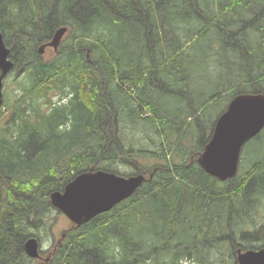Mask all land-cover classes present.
Here are the masks:
<instances>
[{
    "label": "trees",
    "instance_id": "1",
    "mask_svg": "<svg viewBox=\"0 0 264 264\" xmlns=\"http://www.w3.org/2000/svg\"><path fill=\"white\" fill-rule=\"evenodd\" d=\"M60 27L46 61L39 49ZM0 31L18 89L0 108V264H39L25 242L57 210L52 192L89 171L146 175L120 166L147 157L165 165L73 224L48 264H239L238 250L264 248V130L233 179L198 164L229 102L264 94V0H0ZM138 124L156 150L125 146Z\"/></svg>",
    "mask_w": 264,
    "mask_h": 264
},
{
    "label": "water",
    "instance_id": "2",
    "mask_svg": "<svg viewBox=\"0 0 264 264\" xmlns=\"http://www.w3.org/2000/svg\"><path fill=\"white\" fill-rule=\"evenodd\" d=\"M67 32V27L56 29L51 40L40 47L39 53L42 55L48 47L57 51ZM10 53L0 32V108L4 103V81L15 67ZM263 130L264 94L235 96L216 120L212 137L198 159L200 167L219 181L233 179L239 170L243 147ZM152 177L148 179L143 174L121 176L103 170L84 172L63 191L52 192L50 200L52 206L72 223L82 226L132 197ZM25 251L31 259L41 258L39 240L29 238L25 242ZM237 261L239 264H264V248L238 250Z\"/></svg>",
    "mask_w": 264,
    "mask_h": 264
},
{
    "label": "rangeland",
    "instance_id": "3",
    "mask_svg": "<svg viewBox=\"0 0 264 264\" xmlns=\"http://www.w3.org/2000/svg\"><path fill=\"white\" fill-rule=\"evenodd\" d=\"M252 20H254V18H252ZM249 23H250V25H248L249 26L248 31L252 32L255 29H259V27L253 26L254 25L253 22H249ZM255 23L258 24V22H255ZM67 40H68V38L66 37L65 42ZM254 43L256 44L255 41H254ZM254 46L255 45L252 44L253 48H254ZM42 55H43L44 60H46V61H50L55 57L54 53H53V49H48ZM10 76L5 81V87H4V94L7 96L8 95L11 96V93L13 91H14V93H18V91H17L18 89H17V87L13 81L15 79L14 78L15 75H10ZM22 77H23V75H20V77L18 76V78H22ZM124 90L126 92L131 91V89H128V87H125ZM155 91L160 92V87L156 88ZM8 93H10V94H8ZM51 96L56 97V94L53 93V94H51ZM170 98H171V95L167 94L165 99H164V103L169 104L171 102ZM12 101H13V99H12ZM12 101H11V104H12ZM165 109L167 111H170V110L174 111V114H176L177 117H179V118H183L185 116V113H187V111L185 109L183 110L182 113H180L181 110L180 109L176 110L175 105L171 104V103H170V105L165 106ZM148 115L143 114L142 116L148 117ZM114 119H116V117ZM143 121H145V120H143ZM142 131H143V128L139 124L137 126V129L131 127L129 129H127L126 131H122L121 137H123L126 141L125 146L130 147V146H133L132 144H135L136 147L143 148L145 150H156L158 148L156 142L159 139L157 136H155L153 130H147L146 133L142 132ZM168 155L169 154H167V156ZM240 160H241V156H240ZM161 161H164V160L160 159V161H159L155 158L147 157V158L140 159V161H138V163L122 164L120 166V169L122 172H131L133 169H136L135 166H140L142 168L148 169V173H146V175L145 174H143V175H145L149 179L151 177L150 176L151 174L149 172H152L154 174V172L157 170V167H156V166H158L157 164L159 163L162 165L164 163ZM260 208L264 210V203L261 204ZM72 225H73V223L63 213L59 212L58 210H55L54 212H52V215L50 217H47L46 225L40 231V233H39L40 237L37 238L39 241L42 240L39 243H40V246L42 247V249L44 250L43 251V259H46L49 256V254L51 252H53V249L56 246H59V242L62 241V235H64L66 232H68L69 229H71Z\"/></svg>",
    "mask_w": 264,
    "mask_h": 264
},
{
    "label": "flooded vegetation",
    "instance_id": "4",
    "mask_svg": "<svg viewBox=\"0 0 264 264\" xmlns=\"http://www.w3.org/2000/svg\"><path fill=\"white\" fill-rule=\"evenodd\" d=\"M48 49H52V48H50V47H48L47 49H46V51L48 50ZM59 52H60V49H58L57 51H55V50H53V53H54V56L55 55H58L59 54ZM1 73V72H0ZM6 80V79H5ZM4 84H5V81H4ZM161 165V164H160ZM162 165H165V163H163ZM95 172V171H94ZM151 175H153V174H151ZM150 175V176H151ZM149 176V177H150ZM74 224V223H73ZM75 225V224H74ZM77 226V225H76ZM63 238H65V234L64 235H62V240H63ZM61 242V241H60ZM59 242V243H60ZM43 249H42V247L40 246V254H41V258H39V259H35V260H37V262L39 263V264H48V262H49V260H50V258H51V256L56 252V247L53 249V252H51L50 254H49V256L46 258V259H43Z\"/></svg>",
    "mask_w": 264,
    "mask_h": 264
},
{
    "label": "bare ground",
    "instance_id": "5",
    "mask_svg": "<svg viewBox=\"0 0 264 264\" xmlns=\"http://www.w3.org/2000/svg\"><path fill=\"white\" fill-rule=\"evenodd\" d=\"M0 32H1V31H0ZM1 33H2V32H1ZM217 119H218V118H217ZM215 123H216V122H215ZM214 127H215V125H214ZM213 130H214V129H213ZM258 135H259V134H258ZM253 139H254V138H253ZM251 140H252V139H251ZM251 140H250V141H251ZM246 144H247V143H246ZM243 148H244V147H243ZM242 151H243V149H242ZM241 154H242V152H241Z\"/></svg>",
    "mask_w": 264,
    "mask_h": 264
}]
</instances>
